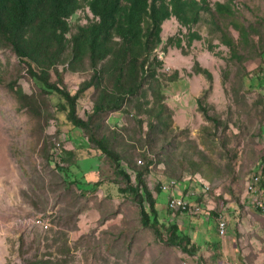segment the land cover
Wrapping results in <instances>:
<instances>
[{
	"label": "rangeland",
	"instance_id": "rangeland-1",
	"mask_svg": "<svg viewBox=\"0 0 264 264\" xmlns=\"http://www.w3.org/2000/svg\"><path fill=\"white\" fill-rule=\"evenodd\" d=\"M234 8L245 25L264 28V0H238ZM91 17L87 10L73 15L71 33ZM214 29L207 20L195 25L202 40L185 47V55L175 48H167L166 55L158 50L160 72L176 71L179 78L163 88L172 125L156 146L141 147V133L133 120L131 125L127 121L132 141L116 146L126 157L144 163L142 155L158 154L145 179L160 222L177 224L198 246L195 256L158 243L150 230L141 227L137 207L122 191L124 184L101 153L90 147L83 131L72 127L64 113H57L55 94L49 104L42 103L40 118L19 109L7 86L16 82L28 95L38 90L11 50L0 49V264H22L35 256L56 260L58 252L66 251L61 258L69 264H264V213L256 205L264 202V167L259 172L264 165V62L255 54L242 63L231 62ZM227 31L238 39L231 27ZM185 33L175 19L164 22L163 46L174 36L185 46ZM195 62L211 73V84L193 73ZM87 77V73H64V85L73 93ZM248 81L253 86H247ZM198 100L219 120L218 126L203 118ZM92 103L88 91L77 102V115L85 118ZM117 116H109V128L126 123ZM143 120L145 132L146 117ZM51 155L60 158L59 164ZM80 173L87 177L84 183H97L96 188L79 192L71 182ZM89 173L93 175L88 177ZM169 175L180 181H170ZM254 175H259L256 196L246 192ZM197 176L210 185L207 196L201 194L207 185L203 190ZM163 184L171 186L172 197L194 193L192 205H200L201 215L170 214L166 207L170 192H158ZM219 214L227 224L222 238L216 231ZM30 218L42 219L48 226L21 225Z\"/></svg>",
	"mask_w": 264,
	"mask_h": 264
},
{
	"label": "trees",
	"instance_id": "trees-1",
	"mask_svg": "<svg viewBox=\"0 0 264 264\" xmlns=\"http://www.w3.org/2000/svg\"><path fill=\"white\" fill-rule=\"evenodd\" d=\"M236 2L238 0L224 3L209 0H0V49L11 50L38 90L28 95L16 82H11L7 88L19 109L40 118L42 103L47 104L50 95L55 94L59 99L57 113H64L72 127L83 131L90 147L101 153L113 168L114 176L124 184L122 191L137 207L141 227L150 230L158 243L178 248L188 256L197 255L198 246L174 222H160L156 200L146 183L148 168L158 154L155 152L153 158L142 155L144 163L141 159L135 161L126 157L116 146L122 148L129 139L132 141L128 126L131 120L141 133V147L145 144L150 150L170 128L171 113L164 103L163 88L178 80L179 75L176 71L172 74L160 72L163 62L158 50L166 55L167 48H175L185 55V47L190 48L193 42L202 40L193 30L200 22L207 20L216 29L217 40L228 49L231 62L250 60L252 54L264 62V28L241 22L235 12ZM85 10L91 19L71 33L69 19ZM170 19H175L186 30L185 46L178 36L169 37L163 46L162 26ZM229 27L237 32V40L230 36ZM240 48L244 49V54L240 53ZM212 49L209 45L208 52ZM64 73H87L88 77L71 93L64 85ZM193 73L212 83L211 73L198 62L194 63ZM249 81L247 86H253ZM88 91L93 95L92 108L85 118H80L77 102ZM197 105L206 121L214 126L220 124L216 117L208 114L200 100ZM115 113L126 123L109 128L106 123ZM144 117L147 119L145 132ZM59 160L58 157L54 163ZM85 177L80 173L71 182L81 193L90 192L97 184L92 185L89 180L84 183ZM168 178L176 183L180 181L170 175ZM196 178L202 180H196L199 186L207 185V191L201 193L207 196L210 185L201 177ZM160 187L159 193L162 192ZM67 252H58L60 258L56 260L51 256L45 259L35 256L24 259L22 264H69L61 258Z\"/></svg>",
	"mask_w": 264,
	"mask_h": 264
},
{
	"label": "built area",
	"instance_id": "built-area-1",
	"mask_svg": "<svg viewBox=\"0 0 264 264\" xmlns=\"http://www.w3.org/2000/svg\"><path fill=\"white\" fill-rule=\"evenodd\" d=\"M52 159H56V161H58V156H53L51 155ZM264 165L262 166V168L259 170V172H261V170L263 169ZM256 176V175H254ZM253 176V177H254ZM253 180V178L251 179ZM161 190L162 191H169L170 192V196L168 197L167 203H166V207L167 210L169 212H179L180 214H188V215H201V214H191V207L190 205H188L186 202H182V198L181 199H172V192H171V186H164L161 185ZM256 195H258V193H256ZM258 204V208L260 209V211L262 213H264V202H256ZM219 220V219H218ZM23 224H21L22 226L24 225H35V226H39V225H46L48 226V224H46L42 219H27V220H23ZM221 229L222 228H218V223H216V231H217V235L219 237H221ZM222 238V237H221Z\"/></svg>",
	"mask_w": 264,
	"mask_h": 264
},
{
	"label": "bare ground",
	"instance_id": "bare-ground-1",
	"mask_svg": "<svg viewBox=\"0 0 264 264\" xmlns=\"http://www.w3.org/2000/svg\"><path fill=\"white\" fill-rule=\"evenodd\" d=\"M253 178V180H251ZM249 182L247 183V187H246V192L248 194H251V195H255L256 196V193H259V191L256 189V185L258 184L259 182V175L258 176H254L252 177ZM172 185H174V183H172ZM204 187V185L202 186V188ZM207 188V187H206ZM204 190V188H203ZM206 191V190H205ZM260 195V194H259ZM262 195V194H261ZM195 194L194 193H191L188 195V197L184 198V197H173L172 199H181L182 198V202H186L188 205L192 206L191 207V214H201L202 213V210H201V207L200 205H196V204H193L194 202H191L190 200H193ZM262 197V196H261ZM260 197V198H261ZM191 198V199H189ZM257 207H258V204L256 203ZM263 214V213H262ZM219 221L221 222L220 223V228H222L221 230H223L225 228V222H224V218L222 217V215L219 216ZM227 223V222H226ZM225 231V230H224Z\"/></svg>",
	"mask_w": 264,
	"mask_h": 264
},
{
	"label": "crops",
	"instance_id": "crops-1",
	"mask_svg": "<svg viewBox=\"0 0 264 264\" xmlns=\"http://www.w3.org/2000/svg\"><path fill=\"white\" fill-rule=\"evenodd\" d=\"M115 115V114H114ZM120 116H117L116 118H119ZM117 121V120H116Z\"/></svg>",
	"mask_w": 264,
	"mask_h": 264
}]
</instances>
